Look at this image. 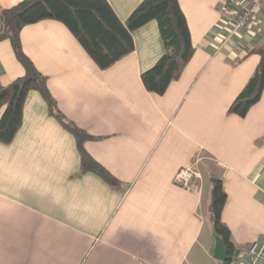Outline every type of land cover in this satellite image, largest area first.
I'll use <instances>...</instances> for the list:
<instances>
[{"label": "crops", "instance_id": "crops-1", "mask_svg": "<svg viewBox=\"0 0 264 264\" xmlns=\"http://www.w3.org/2000/svg\"><path fill=\"white\" fill-rule=\"evenodd\" d=\"M105 1L124 22L142 0ZM178 2L193 52L161 95L141 80L163 54L155 20L133 30V51L106 69L60 21L21 29L57 109L91 136L83 147L121 187L80 171L75 137L29 90L19 128L0 142V264H218L206 217L214 177L234 252L264 240V87L244 116L229 112L259 62L251 51L264 26L234 31L233 0ZM23 73L0 40V84ZM191 163L197 189L174 181Z\"/></svg>", "mask_w": 264, "mask_h": 264}, {"label": "trees", "instance_id": "trees-1", "mask_svg": "<svg viewBox=\"0 0 264 264\" xmlns=\"http://www.w3.org/2000/svg\"><path fill=\"white\" fill-rule=\"evenodd\" d=\"M44 19L62 22L77 39L100 69H106L134 49L131 32L150 20L158 24L163 54L155 64L141 74L145 89L163 94L169 83L176 79L193 47L185 16L178 0H142L127 19L122 22L105 0H22L9 8H0V40L8 39L16 59L24 73L8 85L0 84V142L12 140L22 121V106L27 92L37 90L45 100L49 113L76 139L80 153L81 172L91 171L104 179L111 187L119 189L120 183L97 163L85 150L83 143L91 138L84 130L65 120L57 109L55 100L47 88L46 77L24 53L19 34L25 25ZM251 52L259 55L253 75L236 96L229 112L244 116L256 103L264 87V43ZM226 200L222 181L214 177L210 187L207 220L214 235H218L227 249V261L231 264L235 248L230 232L221 220Z\"/></svg>", "mask_w": 264, "mask_h": 264}, {"label": "built area", "instance_id": "built-area-1", "mask_svg": "<svg viewBox=\"0 0 264 264\" xmlns=\"http://www.w3.org/2000/svg\"><path fill=\"white\" fill-rule=\"evenodd\" d=\"M233 4L234 31L264 26V0H233ZM200 179L192 163L180 168L174 176L175 183L189 189H197ZM231 264H264V240H254L246 249L234 252Z\"/></svg>", "mask_w": 264, "mask_h": 264}, {"label": "water", "instance_id": "water-1", "mask_svg": "<svg viewBox=\"0 0 264 264\" xmlns=\"http://www.w3.org/2000/svg\"><path fill=\"white\" fill-rule=\"evenodd\" d=\"M214 241L215 243L213 247L212 257L219 264H223L227 261V257H228L226 246L223 240L218 235L214 236Z\"/></svg>", "mask_w": 264, "mask_h": 264}, {"label": "rangeland", "instance_id": "rangeland-1", "mask_svg": "<svg viewBox=\"0 0 264 264\" xmlns=\"http://www.w3.org/2000/svg\"><path fill=\"white\" fill-rule=\"evenodd\" d=\"M215 261V260H214ZM219 264V263H218Z\"/></svg>", "mask_w": 264, "mask_h": 264}]
</instances>
